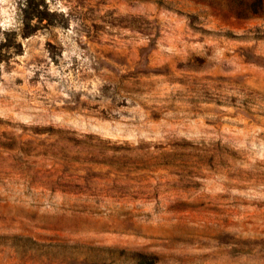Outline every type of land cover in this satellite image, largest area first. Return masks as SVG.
<instances>
[{
	"label": "rangeland",
	"instance_id": "rangeland-1",
	"mask_svg": "<svg viewBox=\"0 0 264 264\" xmlns=\"http://www.w3.org/2000/svg\"><path fill=\"white\" fill-rule=\"evenodd\" d=\"M0 264H264V0H0Z\"/></svg>",
	"mask_w": 264,
	"mask_h": 264
}]
</instances>
